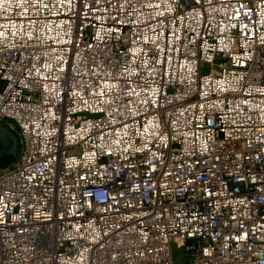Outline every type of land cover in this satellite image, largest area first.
Returning a JSON list of instances; mask_svg holds the SVG:
<instances>
[{
    "label": "built area",
    "instance_id": "2783aa9c",
    "mask_svg": "<svg viewBox=\"0 0 264 264\" xmlns=\"http://www.w3.org/2000/svg\"><path fill=\"white\" fill-rule=\"evenodd\" d=\"M1 124L0 264H264V0H0Z\"/></svg>",
    "mask_w": 264,
    "mask_h": 264
},
{
    "label": "water",
    "instance_id": "95a60500",
    "mask_svg": "<svg viewBox=\"0 0 264 264\" xmlns=\"http://www.w3.org/2000/svg\"><path fill=\"white\" fill-rule=\"evenodd\" d=\"M0 168H4L14 161L17 154V139L6 128L0 126Z\"/></svg>",
    "mask_w": 264,
    "mask_h": 264
},
{
    "label": "rangeland",
    "instance_id": "374dc122",
    "mask_svg": "<svg viewBox=\"0 0 264 264\" xmlns=\"http://www.w3.org/2000/svg\"><path fill=\"white\" fill-rule=\"evenodd\" d=\"M209 70V66L207 64H202V72H207ZM0 126L6 127L14 136H15V130L10 127L8 124H1ZM16 166V157L14 161H12L9 165H7L6 169H11ZM179 254V251H175V255L177 256Z\"/></svg>",
    "mask_w": 264,
    "mask_h": 264
}]
</instances>
